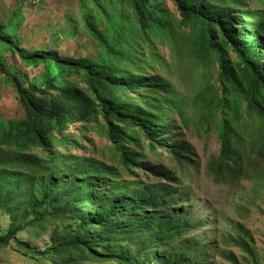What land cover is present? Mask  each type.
Wrapping results in <instances>:
<instances>
[{
    "label": "trees",
    "instance_id": "1",
    "mask_svg": "<svg viewBox=\"0 0 264 264\" xmlns=\"http://www.w3.org/2000/svg\"><path fill=\"white\" fill-rule=\"evenodd\" d=\"M172 1L180 22L191 29L199 67H216L219 86H209L207 94L197 96L196 109L201 111L200 129H214L218 136L222 158L213 176L220 179L231 170L229 162L237 171L244 168L248 146L256 157H264V10L233 14L232 6L241 5V0H214L209 5ZM120 4L109 9L100 0H80L84 29L99 48L94 61L74 60L52 50L20 49L15 36L7 33L14 22H0V45L6 44L3 55L19 49L28 67H44V73L27 86L13 76L24 118L0 116V209L10 218V228L0 233V249L15 243L26 253L55 258L54 264H83L86 256L121 264H211L208 246L189 237L198 224L178 208L185 196L173 187V174L147 160L146 149L167 147L179 164L189 161L192 147L180 139L168 146L170 135L166 136L172 124L168 111L177 112L182 106L173 95L153 93L170 88L156 77H135L119 64L140 55L134 46L141 40L173 33L168 12L161 0H121ZM127 9L131 17L125 14ZM228 51L237 58L235 67L227 60ZM3 59L0 56L1 65ZM71 75L79 77L87 90L65 80ZM97 116L102 117L101 127L115 148L120 169L94 158L49 150L55 143L77 147L78 142H68L65 133L73 124L89 123ZM32 148L47 154L31 153ZM60 219L72 221L74 227L51 237L42 249L19 237L25 233L39 237ZM240 229L238 245L254 256V237ZM231 258L237 261L234 255Z\"/></svg>",
    "mask_w": 264,
    "mask_h": 264
},
{
    "label": "rangeland",
    "instance_id": "2",
    "mask_svg": "<svg viewBox=\"0 0 264 264\" xmlns=\"http://www.w3.org/2000/svg\"><path fill=\"white\" fill-rule=\"evenodd\" d=\"M105 7L111 5L122 7L121 0H100ZM212 4L214 0H195ZM239 6H232V12L245 9L264 10L259 0H241ZM166 8L173 33L164 38L148 36L134 46L140 55L133 59L119 61L120 67L133 76L145 78L156 77L158 82L170 87L166 93L157 90L153 93L173 95L174 102L182 106L179 111H168L171 121V132L168 146L176 140H184L192 147L189 161L179 164L172 159L167 147H158L153 152L146 149L147 160L163 165L176 180L173 187L184 193V202L179 205L182 214L197 228L189 236L195 242L208 246L211 264H264V157H256L251 146L247 147L249 161L243 169L237 171L232 164L231 170H225L224 177L213 176L217 162L221 161L218 136L214 129L197 125L201 111L196 109L199 103L196 98L207 94L209 86L217 84L216 67L204 70L193 55V44L190 40L191 29L180 22L181 17L172 0H161ZM87 6L93 5L87 1ZM125 14L132 16L131 10ZM127 17V16H125ZM0 22L9 25L7 33L14 35L20 49L36 52L52 50L60 56L74 60L94 61L99 55L97 43L84 29L80 0H0ZM102 28V25L100 24ZM5 36L6 34L5 30ZM4 43L0 45V56L4 65L0 64V116L6 120L24 118L23 109L18 101L13 76L19 77L27 86L30 80L41 76L44 67H28L21 61L18 49L6 51ZM134 54H136L134 50ZM137 55V54H136ZM227 60L232 67L237 61L233 52L228 51ZM27 76V79L26 77ZM79 77L71 75L66 81L76 83L80 89L87 90ZM159 84V83H158ZM38 88H45L37 83ZM55 89V86L52 87ZM114 94L115 92L112 91ZM102 117L89 123L73 124L65 133L68 142L52 145L49 150L75 156H84L100 160L117 169L115 148L107 139L102 129ZM245 137V134H242ZM246 135V139H247ZM3 151L6 149L1 148ZM7 153V150L5 151ZM30 152L39 156L47 152L32 148ZM139 177L149 180L140 170H135ZM122 179H129L125 176ZM152 181H159L150 178ZM58 179L57 182H61ZM240 226L249 230L255 239L257 252L254 256L245 252L238 245V237L242 235ZM74 227L72 221L60 219L51 229H46L39 237L30 234L20 235L22 240L30 241L35 249H42L51 243V237H60ZM10 228L8 214L0 209V233ZM237 261L232 260V256ZM52 259L41 258L17 248L13 243L9 248L0 249V264H54ZM83 264H121L115 260H100L86 256Z\"/></svg>",
    "mask_w": 264,
    "mask_h": 264
},
{
    "label": "built area",
    "instance_id": "3",
    "mask_svg": "<svg viewBox=\"0 0 264 264\" xmlns=\"http://www.w3.org/2000/svg\"><path fill=\"white\" fill-rule=\"evenodd\" d=\"M39 2V0H33V3H38Z\"/></svg>",
    "mask_w": 264,
    "mask_h": 264
}]
</instances>
